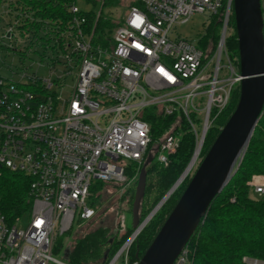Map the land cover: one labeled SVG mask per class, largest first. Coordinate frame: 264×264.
Returning <instances> with one entry per match:
<instances>
[{
  "label": "built area",
  "instance_id": "built-area-1",
  "mask_svg": "<svg viewBox=\"0 0 264 264\" xmlns=\"http://www.w3.org/2000/svg\"><path fill=\"white\" fill-rule=\"evenodd\" d=\"M233 1L132 0L111 42L104 45L93 41L94 29L86 30L89 11L73 0L68 28L61 33L63 48L46 61L58 72L56 79L28 75L21 56L19 65L6 66L11 76L0 70V165L28 175L33 196L26 228L18 226L21 216L8 223L0 212V264H70L53 256L54 243L76 220L80 224L94 216L89 204L94 183L125 181L128 162H167L180 137L169 130L155 141L142 117L146 108L158 106L165 115L185 117L196 137L193 166L201 162L211 112L227 105L242 79L239 57H230L226 47ZM220 10L222 28L211 53L186 37L173 36L176 23ZM10 15L4 5L0 68L6 55L15 54L4 47L20 46L22 39L17 20L9 23ZM54 86L61 92L69 87L70 95L64 97ZM250 185L253 197H264V182L256 178ZM143 222L106 264H138L130 262L128 251ZM127 226L122 215L114 232L124 234ZM189 254L185 247L174 264H190ZM243 262L264 264V259L244 256Z\"/></svg>",
  "mask_w": 264,
  "mask_h": 264
},
{
  "label": "trees",
  "instance_id": "trees-1",
  "mask_svg": "<svg viewBox=\"0 0 264 264\" xmlns=\"http://www.w3.org/2000/svg\"><path fill=\"white\" fill-rule=\"evenodd\" d=\"M72 1L0 0V11L4 5L8 6L11 14L9 23L16 19L15 26L19 36L28 40L23 49L19 45L11 48L5 46L4 49L19 54L22 57L21 62L27 50L31 48L33 52L40 55L46 51L58 53L63 48L61 33L68 28L71 19L69 5ZM89 1L93 2L96 9H92L86 15V30L91 32L94 29L93 41L106 45L111 42L123 17L116 20L114 17H105L101 13L97 19L98 7L101 8V3L98 0ZM123 1H126L125 9L132 3V0H104L102 7L121 6ZM222 17L223 10L211 15L204 35L196 43L208 54L217 46L222 28ZM230 25L234 28V32L228 36L226 47L230 57L238 58V39L233 14ZM238 99L239 86H235L227 105L222 110L211 112V125L200 152L202 157L205 156L221 128L235 110ZM142 117L149 123L151 135L155 141L170 130L180 137V143L174 152L167 155V162H162L157 158L143 161L141 164L128 162L126 182L131 184L120 195L116 192L110 195L102 189L105 184L114 181L94 183L89 204L95 208L96 212L92 218L80 223L79 227H87L90 222L93 223L94 219H99V221L95 228L87 232L83 229H79L78 233L74 232L73 239L66 244V247L71 248L68 259L70 264L108 263L135 229L166 196L185 172L193 157L196 137L189 123L180 113L165 115L160 107L151 106L144 110ZM150 149L155 151L157 145L152 144ZM188 176L166 198L138 233L128 251L130 262H137L151 244L186 188L190 180ZM141 177L143 179L137 209L138 225L134 227L133 215ZM256 178H264V109L237 171L223 191L213 200L207 215L186 245L190 252V264H244V256L264 259V197H253L250 185V182ZM31 181L28 175L0 165V212L8 223L15 222L17 217L30 211L33 203ZM123 202L127 206L126 209L130 211L131 223L127 231L120 235L106 225L101 218L110 208L114 212L125 209ZM85 223L88 224L84 225ZM56 241L53 252L62 247L61 244L57 245L58 241Z\"/></svg>",
  "mask_w": 264,
  "mask_h": 264
},
{
  "label": "water",
  "instance_id": "water-1",
  "mask_svg": "<svg viewBox=\"0 0 264 264\" xmlns=\"http://www.w3.org/2000/svg\"><path fill=\"white\" fill-rule=\"evenodd\" d=\"M233 16L238 39L239 99L235 110L221 128L209 150L199 163L186 188L138 264H174L188 241L207 215L208 210L237 171L255 127L264 109V36L260 0H234ZM187 169L169 190L163 201L187 176ZM142 179L135 203L133 225L137 227V209L142 192ZM154 212V211H153ZM152 212V213H153ZM151 214V213H150ZM148 217L144 220V224ZM71 248L65 249L68 260Z\"/></svg>",
  "mask_w": 264,
  "mask_h": 264
},
{
  "label": "rangeland",
  "instance_id": "rangeland-1",
  "mask_svg": "<svg viewBox=\"0 0 264 264\" xmlns=\"http://www.w3.org/2000/svg\"><path fill=\"white\" fill-rule=\"evenodd\" d=\"M98 1L100 2V0H98ZM77 4L84 11H91L94 8L96 9V6L93 4V2L89 1V0H77ZM120 5L121 6H117V7H102L103 16L114 17L116 20L122 19V17L125 15L126 1H123ZM123 7H124V9H123ZM98 9H100V7H98ZM210 19H211V15L208 13L207 14H194L189 21H187L185 23H176L173 26V28H172L173 36L176 35V36L186 37V38L194 41L195 43H197L199 41V39L204 35V33L206 31L207 24L209 23ZM233 32H234V28L231 26L229 29V36L231 34H233ZM27 43H28V40L27 39L25 40V38L19 40L20 46H25V45H27ZM41 52L42 51H40V53ZM41 54L45 55V56H42L39 53L33 52V49L27 50L25 56L23 57L24 58L23 64L26 67V72L28 73V75H31V74L36 75L39 79H52V80L56 79L58 72L51 71L50 66L48 64H46V61L50 60L53 57H56V54L52 53L51 51H46V52L41 53ZM41 61L43 64H40ZM2 62H4V64H3V67L1 66V68H0L1 73L4 76H11L12 72L6 66H15L16 67L17 65H19V62H20L19 61V54H16V53L14 54L11 52L10 54H8L4 57V60L2 59ZM223 63H225V59H224ZM59 68H61V67H59ZM225 71H226L225 68H223L221 71V74L224 75ZM66 82H67V84H70V85L73 84V81L71 80V78H68V80ZM53 88L54 89L56 88L57 91L59 93H61L64 97H68L70 95L69 87H67L63 92H61V89L58 86H54ZM198 165H199V160L196 161L191 172L189 173V176H188L189 178L192 177V175L194 174ZM257 179H260V181L264 182V178H257ZM126 180H127V177H126ZM126 180L123 182H115L114 181L112 183H107L104 185V187L102 189H103V191H105V192L107 191L108 193H110V195L112 193H115V192H116V194L120 195V194L124 193L125 189H127V187L130 186V184H131V183L130 184L127 183ZM124 204L125 203L123 202V207L125 209L118 210L119 212L118 211L114 212L110 208V210H108V212L106 211L105 214L101 218V219H103L102 221L106 225H109L113 231H115L116 227L118 226V222H119L120 217L122 215L126 216L127 225L130 226L131 214H130L129 209H126L127 206ZM29 218H30V212L28 211L24 215L21 216V218L18 222V226L21 228H26L28 225V222H29ZM94 220H93V223H91V222H90V224H88L89 222L85 223L84 225L88 224L87 227L86 226L79 227L80 226L79 221L76 220V222L74 223L73 229L70 232H67L64 235H58V237H57L58 242L57 241L56 242H57V245L61 244L62 247L58 251L53 252V256L57 259L64 261V262H68V260L64 257V252H65V249L67 248L66 244H68L69 241H71L73 239L74 232L78 233L82 229L85 230L84 232H87L89 229L95 228L99 219L98 220L96 219L95 221ZM120 235H123V234H120ZM49 264H56V263L53 261H50Z\"/></svg>",
  "mask_w": 264,
  "mask_h": 264
},
{
  "label": "bare ground",
  "instance_id": "bare-ground-1",
  "mask_svg": "<svg viewBox=\"0 0 264 264\" xmlns=\"http://www.w3.org/2000/svg\"><path fill=\"white\" fill-rule=\"evenodd\" d=\"M184 179H185V177L180 181V183H181ZM180 183H178L177 186H178ZM177 186L175 187V189L177 188ZM175 189H174V190H175ZM174 190H173V191H174ZM173 191H172V192H173ZM172 192H171V193H172ZM171 193H170V194H171ZM165 200H166V199H165ZM165 200H164V201H165ZM164 201H163V202H164ZM161 205H162V204H161ZM157 209H159V207H158ZM157 209L155 208V209L153 210L154 212L152 211L153 213H151V214L148 216V220L154 215V213L157 211ZM148 220H147V221H148ZM147 221H146V222H147Z\"/></svg>",
  "mask_w": 264,
  "mask_h": 264
}]
</instances>
